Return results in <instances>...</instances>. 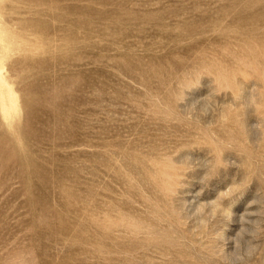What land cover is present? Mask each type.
I'll return each instance as SVG.
<instances>
[{"label": "rangeland", "instance_id": "obj_1", "mask_svg": "<svg viewBox=\"0 0 264 264\" xmlns=\"http://www.w3.org/2000/svg\"><path fill=\"white\" fill-rule=\"evenodd\" d=\"M239 60L264 71V0H0V264H220L259 190L264 202V111L243 113L221 92L219 118L201 127L168 108L178 73L235 71ZM238 80L242 101L259 86ZM229 86L238 97L240 85ZM215 87L201 77L177 107ZM193 142L212 147L217 163L225 148L244 157L225 150L228 166L205 186L210 149L182 150L173 160L197 166L173 202L163 161ZM243 168L245 183L256 177L223 201L230 218H218V245L221 233L191 213ZM258 243L252 264H264Z\"/></svg>", "mask_w": 264, "mask_h": 264}, {"label": "clouds", "instance_id": "obj_2", "mask_svg": "<svg viewBox=\"0 0 264 264\" xmlns=\"http://www.w3.org/2000/svg\"><path fill=\"white\" fill-rule=\"evenodd\" d=\"M236 63L238 65V70L235 71L231 68H226L223 66L213 68H209L206 66H196L190 67L178 73L171 85V103L168 108L170 118L179 116V118L183 122L192 125H199L201 127L206 126L210 122H214L219 118L221 105L217 103L215 96L220 94L221 92H230L234 101L233 105L242 107L243 113H245L247 109H253L255 114L259 117V111H264V86L261 85V80L264 79V71H261L260 67L252 61L239 60ZM210 71L212 73L211 75L209 74ZM241 73L247 74L248 79H244V76L241 75ZM205 75L214 78L216 87L214 88L213 92L203 97L202 101L194 102L191 105L187 106L185 109L180 110L177 106L185 101L186 92L197 87L200 83L201 77ZM238 78H243L244 81L255 79L259 83V86L253 87L251 89V94L249 95V97L243 101L241 99L243 85L239 82ZM231 81H235L236 84L240 85L238 89V97L233 95V92L236 90L229 86ZM217 89L220 90L217 91ZM173 106L175 109L179 110L178 113L172 111ZM209 114H211L212 118L206 124L203 123V118L208 116ZM244 132L247 135V142L250 143L248 139L249 133L246 130L245 126ZM199 146H206L210 149V158L204 160L202 165L205 169V172L201 177L200 182L205 186H207L209 180L217 175L220 168L228 166V162L222 159V155L225 150H235L238 155L244 157L243 151L239 150L237 147L225 148L220 153V163H217L216 153L209 145L199 144L197 142H193L192 147H184L178 145L176 148L166 154L163 161L168 171L174 173L171 182V188L168 192V195L171 197L173 202L174 198L178 195V190L185 186L182 181L185 180L186 173L192 171L197 166L188 156H185L180 162H175L173 160V157L184 149H190ZM246 175L247 171L245 170V175L239 182H234L229 185L225 190L218 193L215 199L208 202H200L195 207V210L191 213L192 218H195L197 220L204 219L206 221L208 229L212 231L213 234L215 232L221 233V236L215 237L216 243L224 239L222 229L214 230L216 229L218 218H230V211L228 208L223 206V201L231 199L235 194L241 192L248 186L253 177H256L255 175H252L248 182L245 183L244 178ZM201 191H203V189H201ZM197 195H199V193H197ZM258 195V199L250 201V206L258 205V207L254 211L245 212L244 222H241V227L233 238V251L226 253L225 247L222 244L217 243L218 245L223 246V252L220 254V264H252V261H254L258 257V255L261 254L260 244L258 242L261 238H264V223H261L259 230H257V227L253 223H250L251 221H256L258 219L264 221V202H262L260 190ZM186 206L187 205L185 203L180 204V207L184 208V210ZM225 210L227 211L228 215H224ZM252 212L257 213V215H250L249 213ZM249 217H254V219H249ZM213 225L214 227H212ZM242 228L244 229L243 239L240 240L238 247L237 234L241 232Z\"/></svg>", "mask_w": 264, "mask_h": 264}]
</instances>
